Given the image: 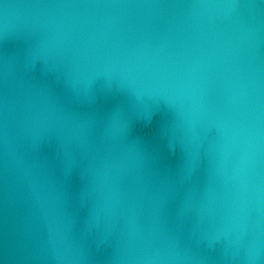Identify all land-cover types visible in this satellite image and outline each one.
Returning a JSON list of instances; mask_svg holds the SVG:
<instances>
[{
    "label": "clouds",
    "instance_id": "obj_1",
    "mask_svg": "<svg viewBox=\"0 0 264 264\" xmlns=\"http://www.w3.org/2000/svg\"><path fill=\"white\" fill-rule=\"evenodd\" d=\"M17 40L22 57L3 50ZM97 81L124 100L92 134L95 114L64 103L51 82L92 103ZM153 109L168 114L159 135L179 153L174 178L160 180L131 135ZM53 138L90 201L80 233L34 155ZM0 171L26 187L44 226L16 257L27 264H94L83 238L93 229L111 246L107 264H264V0H0ZM185 184L171 221L167 193Z\"/></svg>",
    "mask_w": 264,
    "mask_h": 264
},
{
    "label": "water",
    "instance_id": "obj_2",
    "mask_svg": "<svg viewBox=\"0 0 264 264\" xmlns=\"http://www.w3.org/2000/svg\"><path fill=\"white\" fill-rule=\"evenodd\" d=\"M168 13L163 12L154 25L153 34L159 37L166 28ZM26 44L17 40L4 45V51H15L17 56H23ZM29 76L34 81L44 79L39 66ZM55 94L66 104L81 113L92 112L95 114L97 123L90 129L95 134L106 112L116 103H122L124 98L114 92L108 91L103 81H97L93 94L92 103H74L65 93L62 86L51 82ZM168 119V114L159 109H153L142 113L131 129V135L139 137L145 142L150 153V165L160 180L174 178L179 163L178 151L168 148L167 142L159 135L161 124ZM43 160L48 174L54 182L63 190L68 210L74 220V230L80 233L84 223L89 218L90 201L82 198V180L78 164L64 156L58 149L55 138L41 143L38 151L34 154ZM206 162L203 158L200 167L192 174L191 184H198L203 178ZM190 171V166L185 168ZM188 184L177 185L174 191L167 193L166 214L171 221L177 217L181 206L184 191ZM191 224V214L183 218L185 228ZM44 226L41 221L32 215L30 198L26 187L11 178L5 177L0 171V258L10 257L8 264H27L17 259L25 253V250L38 246L44 238ZM85 243L91 250L94 264H107V257L111 254L110 244L103 240L97 230L84 233Z\"/></svg>",
    "mask_w": 264,
    "mask_h": 264
}]
</instances>
